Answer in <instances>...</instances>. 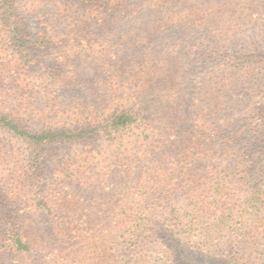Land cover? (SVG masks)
<instances>
[{"label": "trees", "instance_id": "1", "mask_svg": "<svg viewBox=\"0 0 264 264\" xmlns=\"http://www.w3.org/2000/svg\"><path fill=\"white\" fill-rule=\"evenodd\" d=\"M102 6L34 38L0 0L4 65L31 94H0V264H174L162 226L264 264V0ZM70 36L77 48L25 82L36 50Z\"/></svg>", "mask_w": 264, "mask_h": 264}, {"label": "rangeland", "instance_id": "2", "mask_svg": "<svg viewBox=\"0 0 264 264\" xmlns=\"http://www.w3.org/2000/svg\"><path fill=\"white\" fill-rule=\"evenodd\" d=\"M85 1L83 4L78 1L74 2V0H15L18 8V16L23 21L26 32L34 38H41L46 33L50 36L58 37L56 31L60 32L64 26L70 25L68 23V17L70 15H73L75 18L78 17V27L85 26L86 23L84 21L89 14L88 10L92 9L91 6H95L93 9H96L97 7H101L102 4L112 2L113 7H120L123 0ZM126 2L128 3V1L123 2V6L126 5ZM115 19L120 21L126 20L130 26H134L133 18L124 8L116 14ZM75 30L80 33V29L76 28ZM9 31L10 29L7 25L0 24V94L5 93L8 98H13L15 95V100L29 101L31 96L30 91L28 90V93L25 92L24 94V89L21 90L22 86H19L18 81L11 77L12 73L17 69L14 70L13 66L8 63L4 65L5 59L10 60L13 57V51L6 45L4 40L1 41V37L5 38L9 34ZM86 37L88 36H84V38ZM77 46L76 37L70 36L69 39L59 44V48L54 46L49 49H37L35 56L39 62L34 67L33 72L25 77V82L31 85H37L38 81L43 79L48 73L49 68L53 69L56 64L60 63L63 51L69 54ZM21 79H24V77ZM18 103L12 104L14 110H16L15 107ZM55 104L61 103L55 100ZM160 233L172 248L175 259L174 264H229L214 254L189 248L183 240L173 235L164 226L160 228Z\"/></svg>", "mask_w": 264, "mask_h": 264}]
</instances>
